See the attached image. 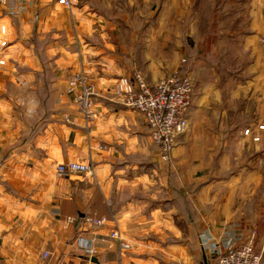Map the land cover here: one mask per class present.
Wrapping results in <instances>:
<instances>
[{
    "label": "crops",
    "instance_id": "1",
    "mask_svg": "<svg viewBox=\"0 0 264 264\" xmlns=\"http://www.w3.org/2000/svg\"><path fill=\"white\" fill-rule=\"evenodd\" d=\"M1 25L0 264H213L264 248V0H34L0 6ZM80 69L97 88L91 124L60 103ZM135 71L194 78L171 167L116 95ZM69 161L93 171L59 175Z\"/></svg>",
    "mask_w": 264,
    "mask_h": 264
},
{
    "label": "built area",
    "instance_id": "2",
    "mask_svg": "<svg viewBox=\"0 0 264 264\" xmlns=\"http://www.w3.org/2000/svg\"><path fill=\"white\" fill-rule=\"evenodd\" d=\"M34 0H0L10 15H18L25 3ZM60 3L70 6V0H59ZM2 35L7 33L6 25L0 26ZM264 44V37L261 39ZM1 46H7V41H1ZM0 60V63H3ZM68 94L84 115L88 124L97 116L95 95L96 85L85 71L75 73L68 85ZM115 92L120 102L129 108L141 112L150 129V136L159 150L162 161H169L176 146L178 135L183 134L188 125V113L194 93V83L190 76L174 73L152 84L141 71H135L132 76L121 77L115 86ZM264 130V125L260 127ZM250 129L245 131L249 134ZM90 163L82 161H69L57 166V173L61 176L71 177L91 173ZM86 222L94 227L108 224L111 219L89 216ZM112 238L120 240L123 248H130L116 229ZM213 264H264V248L258 251L251 242L228 248L216 255Z\"/></svg>",
    "mask_w": 264,
    "mask_h": 264
},
{
    "label": "rangeland",
    "instance_id": "3",
    "mask_svg": "<svg viewBox=\"0 0 264 264\" xmlns=\"http://www.w3.org/2000/svg\"><path fill=\"white\" fill-rule=\"evenodd\" d=\"M262 37H264V36H262ZM262 37H261V39H262ZM188 44H190V42H188ZM192 44H194V42H192ZM1 45V44H0ZM6 47V46H5ZM4 48V47H3ZM183 60H185V59H183ZM188 63H189V58H186V60L185 61H183V64H187L188 65ZM80 71H85V72H87L88 74H89V76H90V78H91V80H92V77H91V74H90V72H88L87 70H84V69H80V70H78V71H76V72H74L72 75H71V77L75 74V73H77V72H80ZM174 73H181V74H186V75H188V76H190L189 74H187V73H184V72H182V71H176V72H172V73H170L169 75H171V74H174ZM169 75H167V76H169ZM167 76H165V77H167ZM71 77H70V79H71ZM191 77V76H190ZM147 78V77H146ZM192 78V77H191ZM70 79H69V81H70ZM161 80V79H160ZM192 80H193V83H194V88H195V81H194V78H192ZM69 81H68V85H69ZM93 83H94V81H93ZM95 84V83H94ZM68 85H67V88L62 92V94H61V99L62 100H60V103H62V104H65V103H68V104H71V105H74L76 108H77V106H76V104H75V102H74V100H73V97L70 95V94H68V92H67V90H68ZM96 85V84H95ZM96 94H97V88H96ZM96 104V103H95ZM96 108V107H95ZM78 109V108H77ZM78 111H79V109H78ZM189 126V125H188ZM187 129H188V127H187ZM187 129H186V131H187ZM185 131V132H186ZM184 132V133H185ZM179 136V135H178ZM177 141V140H176ZM153 143V142H152ZM177 143V142H176ZM155 146V148H156V153H158L157 155L158 156H156V154H155V152L153 153L152 152V159H153V161L152 162H154V164L156 163V164H158L159 162H161L162 160H161V158H160V155H159V150H158V148H157V146L156 145H154ZM175 149V148H174ZM171 158H172V155H171ZM154 159H156V160H154ZM158 159V160H157ZM170 162H171V159L169 160V161H162L161 163L163 164L162 165V167L163 166H168V167H171L170 166ZM166 163V164H165ZM167 167V168H168ZM156 169V168H155ZM163 169V168H162ZM166 170V169H165ZM169 169H167L166 170V172H167V174H168V176H172L171 175V173H169V171H168ZM158 176V175H157Z\"/></svg>",
    "mask_w": 264,
    "mask_h": 264
}]
</instances>
